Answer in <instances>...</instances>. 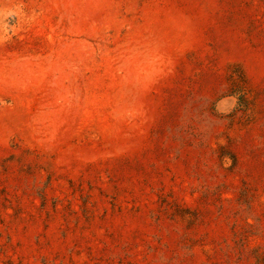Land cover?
Segmentation results:
<instances>
[{
	"label": "rangeland",
	"instance_id": "374dc122",
	"mask_svg": "<svg viewBox=\"0 0 264 264\" xmlns=\"http://www.w3.org/2000/svg\"><path fill=\"white\" fill-rule=\"evenodd\" d=\"M0 264H264V0H0Z\"/></svg>",
	"mask_w": 264,
	"mask_h": 264
}]
</instances>
